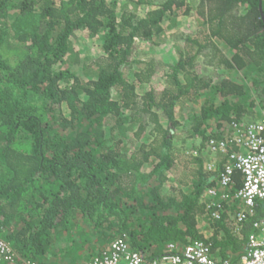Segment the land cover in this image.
Returning a JSON list of instances; mask_svg holds the SVG:
<instances>
[{
  "label": "trees",
  "instance_id": "1",
  "mask_svg": "<svg viewBox=\"0 0 264 264\" xmlns=\"http://www.w3.org/2000/svg\"><path fill=\"white\" fill-rule=\"evenodd\" d=\"M125 1L0 0V264L104 262L118 239L236 264L261 226L264 198L221 174L264 108V0ZM182 15L177 59L137 54Z\"/></svg>",
  "mask_w": 264,
  "mask_h": 264
},
{
  "label": "built area",
  "instance_id": "2",
  "mask_svg": "<svg viewBox=\"0 0 264 264\" xmlns=\"http://www.w3.org/2000/svg\"><path fill=\"white\" fill-rule=\"evenodd\" d=\"M238 135L236 141L243 146L241 154H231V164L226 165L221 174V185H227L235 170L241 173V187L235 196L244 207L250 208L255 198H264V108L258 109L257 118L250 120L241 129L236 128ZM217 145V144H216ZM215 144L210 148L215 149ZM220 150L224 145L220 143ZM206 195H217L214 190H208ZM225 195L222 194V197ZM237 214L243 217V209ZM113 255L104 262L95 260L93 264H145L139 253L129 248L128 244L118 239L112 243ZM172 247V246H170ZM13 249L9 242L0 238V262L13 259ZM228 262L222 263L227 264ZM146 264H216L209 256L208 247L202 241L187 244L177 252L165 253L159 260ZM236 264H264V219L257 232L250 236L247 252Z\"/></svg>",
  "mask_w": 264,
  "mask_h": 264
},
{
  "label": "rangeland",
  "instance_id": "3",
  "mask_svg": "<svg viewBox=\"0 0 264 264\" xmlns=\"http://www.w3.org/2000/svg\"><path fill=\"white\" fill-rule=\"evenodd\" d=\"M126 2L123 0L122 3ZM130 7L133 6L132 4L129 5ZM144 9V8H143ZM141 9L140 6H136L135 10L138 12V14H144V10ZM177 19V20H176ZM168 20V22H164V25L166 26V32L164 37V42L160 43L158 46H152L149 42H142V41H136L135 43V51L142 59H149L155 56V58L159 59L163 62H169L173 61L178 58L177 48L180 47L181 43L179 44L174 40V33L179 31H184V34L188 33V31H193L196 29V23L194 18H191L188 15H182L178 16V18H175L174 21ZM171 24V25H170ZM92 51V49H90ZM160 75H156V79H159ZM160 81L156 82V85H158ZM161 84V83H160ZM128 131V137L131 132V130ZM124 133V132H123ZM145 135H141V137L138 140V144L143 140H145ZM150 139V137L148 136ZM147 139V140H149ZM128 140V139H126ZM180 140H177L179 142ZM195 142V141H194ZM128 145V143H126ZM178 145V144H177Z\"/></svg>",
  "mask_w": 264,
  "mask_h": 264
},
{
  "label": "crops",
  "instance_id": "4",
  "mask_svg": "<svg viewBox=\"0 0 264 264\" xmlns=\"http://www.w3.org/2000/svg\"><path fill=\"white\" fill-rule=\"evenodd\" d=\"M251 118H252V116H251Z\"/></svg>",
  "mask_w": 264,
  "mask_h": 264
}]
</instances>
